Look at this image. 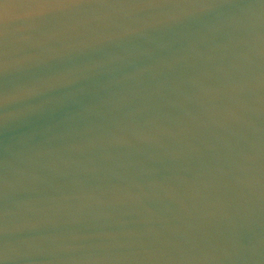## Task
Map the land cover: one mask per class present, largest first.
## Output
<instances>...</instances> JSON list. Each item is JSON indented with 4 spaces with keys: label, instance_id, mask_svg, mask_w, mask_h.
Returning a JSON list of instances; mask_svg holds the SVG:
<instances>
[{
    "label": "water",
    "instance_id": "obj_1",
    "mask_svg": "<svg viewBox=\"0 0 264 264\" xmlns=\"http://www.w3.org/2000/svg\"><path fill=\"white\" fill-rule=\"evenodd\" d=\"M0 264H264V0H0Z\"/></svg>",
    "mask_w": 264,
    "mask_h": 264
},
{
    "label": "snow or ice",
    "instance_id": "obj_2",
    "mask_svg": "<svg viewBox=\"0 0 264 264\" xmlns=\"http://www.w3.org/2000/svg\"><path fill=\"white\" fill-rule=\"evenodd\" d=\"M27 4H35V5H48V4H56V3H66L69 0H24Z\"/></svg>",
    "mask_w": 264,
    "mask_h": 264
}]
</instances>
